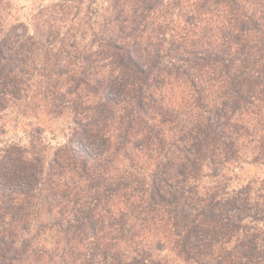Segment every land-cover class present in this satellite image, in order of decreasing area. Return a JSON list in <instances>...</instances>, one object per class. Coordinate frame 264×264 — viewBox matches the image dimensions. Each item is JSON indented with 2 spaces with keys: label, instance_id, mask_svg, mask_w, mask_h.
I'll return each mask as SVG.
<instances>
[{
  "label": "trees",
  "instance_id": "obj_1",
  "mask_svg": "<svg viewBox=\"0 0 264 264\" xmlns=\"http://www.w3.org/2000/svg\"><path fill=\"white\" fill-rule=\"evenodd\" d=\"M104 1L87 39L68 5L34 17L40 58L0 39V136L32 86L71 120L47 161L30 133L0 145V264H264V177L226 178L242 152L264 166V0Z\"/></svg>",
  "mask_w": 264,
  "mask_h": 264
},
{
  "label": "rangeland",
  "instance_id": "obj_2",
  "mask_svg": "<svg viewBox=\"0 0 264 264\" xmlns=\"http://www.w3.org/2000/svg\"><path fill=\"white\" fill-rule=\"evenodd\" d=\"M55 4L68 5L64 6L66 13L63 12V15L67 17L65 23L56 21L61 28V33L72 23L78 34H86L85 39L88 38L90 23L93 27H96L101 15L105 13L104 8L106 6L104 0H75L73 3H64V0H0V39L4 38L6 33L10 32L13 27H15L13 31L15 35L13 36L23 34L25 37H33L34 17L40 19L39 23L44 24L45 28L43 30H46V27L50 25L49 23H52L51 18L61 17L59 10H57L58 7L53 6ZM163 10L161 8V11ZM175 13L176 9L171 8V14L169 15L171 22L165 27L167 36H177L181 33L182 23L179 17L174 15ZM33 38V41L27 39L29 42L27 47L34 50L40 58L47 45L45 42ZM84 41L82 40V43ZM32 42H34L33 47L30 44ZM39 70H42L39 60L33 61L30 72L36 74ZM28 96L36 101L33 112L17 119H14V115L9 113L5 120V131L3 136H0V145L4 140L27 145L29 142L27 134L30 133L31 136L40 139L41 145L44 147V158L47 161L52 152L65 143L70 133L71 120L66 110L57 116L47 113L43 104H41V97L36 86L30 88ZM36 127L37 130H35ZM263 177L264 166L251 162L248 152H242L241 158L228 166L226 170L229 189L239 188L251 179Z\"/></svg>",
  "mask_w": 264,
  "mask_h": 264
}]
</instances>
